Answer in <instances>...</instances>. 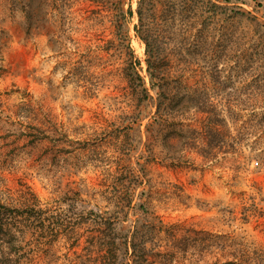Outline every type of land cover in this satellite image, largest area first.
Masks as SVG:
<instances>
[{"label": "rangeland", "instance_id": "obj_1", "mask_svg": "<svg viewBox=\"0 0 264 264\" xmlns=\"http://www.w3.org/2000/svg\"><path fill=\"white\" fill-rule=\"evenodd\" d=\"M212 1L213 13L157 2L139 19V0H0V203L33 200L60 223L22 250L1 244L0 264H103L96 213L113 218L118 257L134 238L155 252L148 264H264V161L189 150L192 165L173 168L120 146L134 107L124 74L132 56L145 74L144 37L172 67L217 74L223 115L264 116L242 88L264 84L243 65L264 51V0Z\"/></svg>", "mask_w": 264, "mask_h": 264}, {"label": "trees", "instance_id": "obj_2", "mask_svg": "<svg viewBox=\"0 0 264 264\" xmlns=\"http://www.w3.org/2000/svg\"><path fill=\"white\" fill-rule=\"evenodd\" d=\"M157 2L171 9L181 8L187 11L206 6L210 13L215 12L218 7L212 0H139L136 10L138 18L141 19L145 14L147 19H153ZM246 19L250 23L255 22L253 16H246ZM241 35L245 40V34L241 32ZM143 40L146 46L145 74H141L136 68L139 59L135 56L130 58L129 68L124 74L134 107L125 115L128 121L125 127L132 137L120 143L121 149L131 151L136 143L142 144L147 163L158 162L173 168L192 165L187 155L189 150H195L205 161L215 159L220 153H228L231 158L247 160L255 156L263 162L264 116L244 119L223 115V111L233 109L232 104L216 99L222 96L220 93L224 88L220 80L215 78L214 75L217 74L205 69L189 71L174 68L171 64L176 60L161 54L158 39H153V43H149L146 37ZM243 65L246 66L245 70L263 68L261 70L264 72V51L262 57L257 59L253 55L248 57ZM256 87L259 90L253 91L248 85H242L243 93L246 99L252 100L255 97L264 104V84ZM233 106L238 109L237 105ZM144 119L146 121L143 123ZM158 145L162 147L161 150H157ZM247 149L248 153L245 151ZM133 178L136 183L142 180L138 175ZM47 213L49 214L46 215L45 210L29 199L19 206L0 203V245H5L9 251L22 250L23 243L27 239L29 243L35 229H39L41 233L50 229L52 223L60 224L57 217L53 222L56 216L53 212ZM98 216L99 220L96 218L93 223L94 226L97 224L95 236L105 247L106 260L103 264H148L155 252L143 243L145 241H136L134 238L130 240L131 251L127 250L126 255L118 257L116 249L119 236L114 227L115 222L113 218L96 213V217ZM24 253L21 251L18 255L23 256ZM229 263L234 264L233 261Z\"/></svg>", "mask_w": 264, "mask_h": 264}]
</instances>
